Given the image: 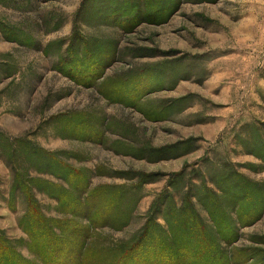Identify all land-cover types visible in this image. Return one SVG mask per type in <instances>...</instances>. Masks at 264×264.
<instances>
[{"label":"rangeland","instance_id":"1","mask_svg":"<svg viewBox=\"0 0 264 264\" xmlns=\"http://www.w3.org/2000/svg\"><path fill=\"white\" fill-rule=\"evenodd\" d=\"M0 240L264 264V0H0Z\"/></svg>","mask_w":264,"mask_h":264},{"label":"trees","instance_id":"2","mask_svg":"<svg viewBox=\"0 0 264 264\" xmlns=\"http://www.w3.org/2000/svg\"><path fill=\"white\" fill-rule=\"evenodd\" d=\"M30 209H33V208H30ZM31 211V210H30ZM90 213H91V211H90ZM36 214V212H35V210L33 209L32 210V213H31V216H33V215H35ZM33 227H36V226H33ZM33 227H31V229H30V231H31V233L33 232V230H34V228ZM39 228V227H38ZM43 237H41V239H42ZM41 242H43V244L42 243H40V244H36V245H34V250L36 251L35 253L38 255H40V257H42V259H45V261L46 262H51L50 260V256H49V253L50 252H48V250H49V248L51 247V244L52 243H50V240H42ZM62 242V243H61ZM160 243H162V242H160ZM60 244L61 245H65V244H67L66 242H64V241H60ZM45 247H47V249H45ZM6 249H7V247H5V243H3V241H1L0 240V264H7V263H5V262H7V258H5V255H6ZM128 251H130V250H128ZM152 251V250H151ZM160 251V253L159 254H162V253H164V251H162V250H159ZM58 252H61V254L59 255L61 258L60 259H62V263L63 262H69V264H70V262H71V259H73V255H72V253L71 252H65V248L64 247H60V249L58 248ZM152 252H154V251H152ZM126 254H127V252H126ZM126 254L124 253L122 256H121V261H118L116 264H123L124 262H125V264H129L130 262H133V257H127L126 256ZM154 260H159V258L157 257V258H154ZM161 260V259H160ZM77 261H78V259H77ZM152 261V260H151ZM20 261H17V263H19ZM112 263V262H111ZM51 264H54V263H52L51 262ZM148 264V263H147ZM154 264V263H153Z\"/></svg>","mask_w":264,"mask_h":264}]
</instances>
